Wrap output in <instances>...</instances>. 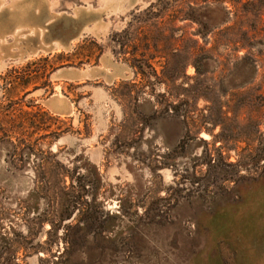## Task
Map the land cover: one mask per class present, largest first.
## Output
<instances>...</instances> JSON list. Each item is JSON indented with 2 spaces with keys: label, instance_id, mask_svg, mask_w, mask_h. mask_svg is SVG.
I'll return each instance as SVG.
<instances>
[{
  "label": "rangeland",
  "instance_id": "1",
  "mask_svg": "<svg viewBox=\"0 0 264 264\" xmlns=\"http://www.w3.org/2000/svg\"><path fill=\"white\" fill-rule=\"evenodd\" d=\"M0 264H264V0H0Z\"/></svg>",
  "mask_w": 264,
  "mask_h": 264
},
{
  "label": "trees",
  "instance_id": "2",
  "mask_svg": "<svg viewBox=\"0 0 264 264\" xmlns=\"http://www.w3.org/2000/svg\"><path fill=\"white\" fill-rule=\"evenodd\" d=\"M150 7H151V9H153L154 7H153V5H150ZM188 17H190L191 19H193L194 17H193V15L192 16H190V15H188ZM195 21V20H194ZM206 35V32H202L201 33V35ZM208 35V34H207ZM24 143H27V142H24ZM62 189H64L63 191H66L67 189H66V186L65 187H63ZM70 199L68 198V197H66V200L64 201V203H62V204H64L65 206L66 205H70Z\"/></svg>",
  "mask_w": 264,
  "mask_h": 264
}]
</instances>
